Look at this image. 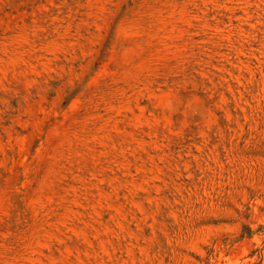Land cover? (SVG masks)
Wrapping results in <instances>:
<instances>
[{
    "label": "rangeland",
    "instance_id": "obj_1",
    "mask_svg": "<svg viewBox=\"0 0 264 264\" xmlns=\"http://www.w3.org/2000/svg\"><path fill=\"white\" fill-rule=\"evenodd\" d=\"M0 264H264V0H0Z\"/></svg>",
    "mask_w": 264,
    "mask_h": 264
}]
</instances>
